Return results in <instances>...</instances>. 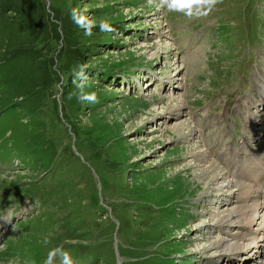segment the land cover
Wrapping results in <instances>:
<instances>
[{
	"label": "rangeland",
	"instance_id": "obj_1",
	"mask_svg": "<svg viewBox=\"0 0 264 264\" xmlns=\"http://www.w3.org/2000/svg\"><path fill=\"white\" fill-rule=\"evenodd\" d=\"M35 4L48 16L45 22L52 14L58 20L52 21L56 38L48 51L41 49L40 36L37 44L29 42L41 56L35 60L50 61L60 71L67 63L68 72L51 73L34 94L11 79L15 71L22 73L19 68L7 77L11 87L0 86V211L24 200L37 205L3 240L0 264L58 263L66 253L78 254L79 264H227L209 260V242L224 238L217 218L226 199L239 194L238 187L235 195L227 193L235 186H227L231 153L243 137L256 141L260 127H244L253 113L239 103L258 100L252 73L264 78V0H218L199 25L194 15L206 11L205 5L169 10L163 4L165 14L157 0ZM14 9V0H0L4 24H22ZM182 19L189 26L173 23ZM21 32L26 28L10 38L0 33L8 40L0 49V76L3 68L34 61L26 54L28 43L15 50L26 42ZM64 49L67 56L54 63ZM136 73L146 77L143 84L131 82ZM121 74L128 80L124 86ZM67 76L78 85L68 86ZM256 82L263 83L259 77ZM8 96L14 99L2 100ZM23 101L31 105L21 107ZM177 104L181 114L170 111ZM258 114L264 118L263 111ZM177 123L188 126L189 138L175 135ZM256 142L261 152L263 144ZM196 153L214 165L210 178L198 177ZM253 156L254 170L263 171L264 155ZM256 178L263 186L257 191L264 193V176ZM258 209L264 211L263 205L246 222L248 229L264 221ZM250 251H256L253 242L241 255L229 254L255 258Z\"/></svg>",
	"mask_w": 264,
	"mask_h": 264
},
{
	"label": "bare ground",
	"instance_id": "obj_2",
	"mask_svg": "<svg viewBox=\"0 0 264 264\" xmlns=\"http://www.w3.org/2000/svg\"><path fill=\"white\" fill-rule=\"evenodd\" d=\"M258 91L262 96H264V92L261 91L259 86H258ZM179 107L180 106L177 104V106L174 109H171L170 111L174 112V110L177 109V113L181 114L180 113L181 109ZM188 131H189L188 126L184 125L183 123H177L173 127V132H175V135L176 136L178 135L179 138H183V139L189 138L190 131L189 132ZM246 143L247 142L244 141V144ZM239 149L240 148L236 149V151H233L231 153L233 163L229 167H230V176L232 179L229 182L227 181L228 187L234 185L236 186V188L238 187L237 189V191H239L238 197H234V196L228 197L229 199L232 198L233 202L234 200H237V202L235 201L234 203V205H237V207L233 208L232 206L228 208V205H230L228 204L226 205L227 207L225 211H222L223 215L221 217L218 216L217 218L218 220L216 223L217 228L219 229L220 234L224 236V238L209 242L210 246L211 247L213 246L210 249L211 251H213L212 252L213 256L210 257L209 260L213 259L217 261L219 259H223V261H227V264H264V221L262 220L263 222L262 221H261L262 223L260 222V226L257 229H255V231H250L248 227L245 226L246 225L245 223L247 221L252 220V217L255 213L254 210L260 207L261 205H263L264 207V193H261V191L260 192L257 191L259 188L262 189L263 186H261L262 183L259 181V179L256 178V177H260L261 175L264 176V169L263 171L254 170L255 167L254 160L256 159V157L253 155L257 154V152L254 151L249 152L246 158V163L244 165V166L250 165L251 167L248 168V170L244 168L243 169L240 168V165H242L243 162L239 160L241 159L242 156L246 155L247 147L244 145L242 146L241 150ZM252 152L254 154H252ZM194 160H195L194 165L198 164L197 170L200 171L198 177L201 179L210 178L215 170L214 165L210 161L204 159L200 153H196L194 155ZM251 160L253 164L251 163ZM221 178L222 177L217 178L218 183L225 182ZM243 178L245 179L244 182L241 181V179ZM218 183H214V185H216L214 187V191L218 189L217 187ZM244 188L246 189L244 190ZM242 199H243V203L242 201L239 202V200ZM244 201L248 203L244 204ZM239 203H241L240 205H242L243 207H239L240 206ZM223 227H225L227 230L226 231L223 230L222 229ZM252 242L255 245L256 251L254 252L250 251L249 254L254 255L255 253H257L254 255L255 258H251L249 256H247L246 258H244L245 257L244 256L240 259L234 256L230 257L231 256L230 254H233L235 256L241 255L244 249L249 247V245Z\"/></svg>",
	"mask_w": 264,
	"mask_h": 264
},
{
	"label": "trees",
	"instance_id": "obj_3",
	"mask_svg": "<svg viewBox=\"0 0 264 264\" xmlns=\"http://www.w3.org/2000/svg\"><path fill=\"white\" fill-rule=\"evenodd\" d=\"M15 3V12L17 14V17H20L19 20H22V24L21 25H13L12 23H7L4 24V20L6 19V17L4 16L3 18L0 17V33H7L10 37H13V35H15L14 32H16L17 30H23L26 28V34L24 32H21L19 38L21 40L22 37L26 38V42H22L20 41L18 44H16V48L15 50H22L18 45H22L23 43H28L29 46V51L30 53H26L28 56H30L31 58H34V61L32 62L31 65H29L28 67L24 66V65H20L19 67L12 69V67L9 68H3L6 69L4 73H2V75L0 76V86L5 90H7V87H11L10 81L12 82V80H10V78L7 79V77L13 72V70H20V72L22 73H18L17 71H15L14 75L12 76L11 79L14 80V78L17 80L16 82L14 81L15 85H24L25 87V91L26 93H35L34 90L39 88L41 89V86H43L47 79H51L52 78V74H67L68 72V64L66 63H62L60 64V67H62V71H60V69H55L54 64L50 63V61L44 62L43 63V59L41 60L42 62H37L36 60L39 59L41 56L38 55V53H35V50H33V45L37 44V38L38 36H40V38L42 39L41 42L42 43V48L45 52L48 51V46L51 45V42H53V40H55L56 36L54 35V30H55V26H57L56 23H53L52 21L55 20V22H57L58 20H56L53 17L52 14V21H50V24H48V22H45L43 20V17H48L46 14H43L40 12V10L38 9L36 3V0H14ZM21 6V8H20ZM51 13L52 10L50 9ZM67 15L69 14V9L68 12L66 13ZM71 18H69V16H67L66 21H64L63 23V27L66 28L64 29L65 35H67V37H69V31H70V27H71ZM52 23V24H51ZM13 25V27H12ZM53 25V26H52ZM57 31H60V29L57 28ZM18 37V34H17ZM14 37V38H17ZM0 41L2 42L0 44V49L2 48H7V41L8 40H4L3 39V34H0ZM59 39V36H58ZM35 40V42H34ZM30 41H33L34 44H29ZM19 47V48H18ZM65 49L59 53L56 56V59L54 60V63H57V57L61 56H67V53L64 52ZM46 55V54H45ZM60 56V57H61ZM36 59V60H35ZM6 67V66H5ZM28 69V70H27ZM1 73V72H0ZM6 77V78H5ZM14 77V78H13ZM68 76L66 78V81L68 80ZM48 85V84H47ZM68 86L73 85V86H77L78 84H75V79L74 78H70L68 80ZM5 94V93H2ZM12 97L14 99L13 96H8V97H2V100L5 101L6 98H10ZM12 99V100H13ZM39 98H37L36 100H38ZM35 100V101H36ZM11 100H9L10 102ZM34 101V102H35ZM25 101H23V104H21V107H28L31 104L26 105L24 103ZM4 104V103H3Z\"/></svg>",
	"mask_w": 264,
	"mask_h": 264
},
{
	"label": "clouds",
	"instance_id": "obj_4",
	"mask_svg": "<svg viewBox=\"0 0 264 264\" xmlns=\"http://www.w3.org/2000/svg\"><path fill=\"white\" fill-rule=\"evenodd\" d=\"M218 2V0H162L163 4H166L169 10H183L189 8L191 5H205L207 14L208 11L212 10V7ZM189 15L191 12L188 13Z\"/></svg>",
	"mask_w": 264,
	"mask_h": 264
}]
</instances>
